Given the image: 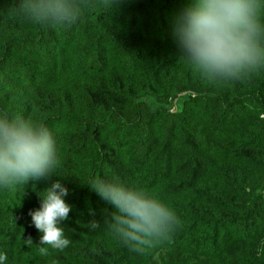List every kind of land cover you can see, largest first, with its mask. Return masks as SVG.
Returning a JSON list of instances; mask_svg holds the SVG:
<instances>
[{"label":"trees","instance_id":"obj_1","mask_svg":"<svg viewBox=\"0 0 264 264\" xmlns=\"http://www.w3.org/2000/svg\"><path fill=\"white\" fill-rule=\"evenodd\" d=\"M23 2L0 0V112L45 125L59 166L0 188L4 264H264V68L209 80L181 58L172 24L190 0H78L62 27L32 23ZM94 178L163 200L180 220L170 240L130 251L103 226L114 209ZM55 180L71 243L42 256L28 213Z\"/></svg>","mask_w":264,"mask_h":264},{"label":"clouds","instance_id":"obj_2","mask_svg":"<svg viewBox=\"0 0 264 264\" xmlns=\"http://www.w3.org/2000/svg\"><path fill=\"white\" fill-rule=\"evenodd\" d=\"M101 3L112 10L120 0ZM21 8L40 26H70L82 14L78 0H24ZM172 35L181 58L209 80H240L264 68V0H190L174 18ZM58 166L56 141L45 125L0 112V188L48 181ZM89 187L113 207L103 226L130 251L142 254L170 240L180 224L173 209L144 189L99 178ZM43 192L40 208L28 215L42 234L39 253L46 256L49 247L63 251L71 243L61 224L72 206L64 199L69 190L60 180ZM89 214L95 216L94 210ZM86 227L94 231L101 224L93 219ZM27 241L32 244L31 238ZM6 260V253H0V264Z\"/></svg>","mask_w":264,"mask_h":264}]
</instances>
